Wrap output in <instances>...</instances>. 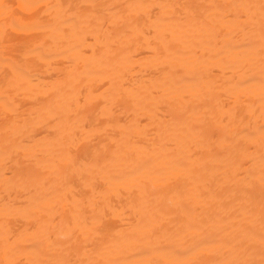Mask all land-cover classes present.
<instances>
[{"label":"bare ground","instance_id":"obj_1","mask_svg":"<svg viewBox=\"0 0 264 264\" xmlns=\"http://www.w3.org/2000/svg\"><path fill=\"white\" fill-rule=\"evenodd\" d=\"M0 264H264V0H0Z\"/></svg>","mask_w":264,"mask_h":264}]
</instances>
